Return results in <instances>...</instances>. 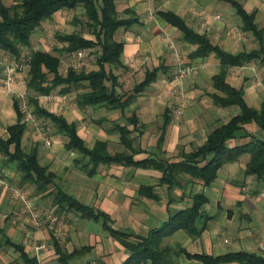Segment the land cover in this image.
I'll return each instance as SVG.
<instances>
[{
	"label": "crops",
	"instance_id": "crops-1",
	"mask_svg": "<svg viewBox=\"0 0 264 264\" xmlns=\"http://www.w3.org/2000/svg\"><path fill=\"white\" fill-rule=\"evenodd\" d=\"M1 1L9 7L15 0ZM235 1L247 13L255 11L254 23L259 29L264 28V0ZM115 4L119 18L138 20L128 29H119L114 36L116 41L124 43L122 68L113 70L117 76V93L131 94L144 80L146 72L158 68L156 81L136 96L122 113L101 107L80 108L78 90L64 96L39 97L38 104L67 122L75 123L77 134L86 147L92 148L96 141L105 142L111 155L125 151L115 126L131 129L126 118L134 115L138 130L132 132L130 138L132 148L138 153L135 159L150 155L154 159L178 161L183 154L201 146L214 127L237 114L231 111L232 107L220 108L212 102L211 94L216 91L211 86V78L219 72L215 57L191 59L189 55L196 47L186 43L180 31L166 24L156 13L169 11L176 14L195 33L206 35L212 44L232 54L257 50L258 41L251 33L241 30L240 17L223 1L115 0ZM82 13L81 8L59 11L46 22L54 26L66 23L74 32L78 31L75 25L80 24L76 14ZM82 18L85 22V17ZM36 34L37 31L32 36ZM81 34L85 39L94 40L86 26ZM84 50L87 55L78 57ZM84 50L67 57L82 61L94 54L95 63L97 49ZM188 68L193 77L192 74L174 75ZM96 69L95 64L89 71ZM258 75L262 77L259 83L256 81ZM226 82L241 90L249 107L260 109L264 106V67L258 61L230 68ZM110 91L108 84L107 92ZM72 93L76 94L74 104L68 102ZM14 100L0 93V136L4 138L6 127L17 121ZM181 102L184 106L181 119H175L172 106ZM166 115L169 124L163 141L158 143ZM36 119L33 116L25 122L24 151L29 152L37 145L38 161L54 174V187L92 208L94 213L106 215L108 229L146 238L151 230L161 227L171 216L190 206L194 194L202 193L208 202L200 210L203 218L199 223L204 222L205 229L198 237L178 230L163 238L161 247L181 248L189 254L218 256L244 251L264 257V179L256 181L252 176H245L248 155L223 164L216 180L208 187L189 176L181 187H169L159 184L161 175L157 171L116 164L100 166L96 174L88 176L82 168L87 160L76 152L67 151L64 147L66 138L56 133L50 121L41 119L47 125V138H43L44 130H39L41 127ZM244 128L254 138L264 141V131L255 124ZM247 141L234 139L228 145L232 147ZM19 179L15 164L6 162L0 154V264L20 261L19 253L8 243L22 246L27 257L37 264H59L52 237L65 252L78 251L66 264H121L130 255V251L110 235L102 218L86 220L75 211L60 210L47 195L51 189L39 193L34 185L20 186ZM140 187H151L150 193L157 199H150L149 192L140 191ZM86 224L96 229L87 231ZM173 262L201 264L179 253L173 257Z\"/></svg>",
	"mask_w": 264,
	"mask_h": 264
},
{
	"label": "trees",
	"instance_id": "trees-1",
	"mask_svg": "<svg viewBox=\"0 0 264 264\" xmlns=\"http://www.w3.org/2000/svg\"><path fill=\"white\" fill-rule=\"evenodd\" d=\"M228 3L240 17L241 30L251 33L258 41V49L250 52L232 54L221 50L211 43L206 35H200L191 30L176 14L169 11H159L157 16L182 34V39L195 46L189 55L191 59L204 58L213 55L219 63V72L211 78V86L216 93L211 94L212 102L220 108L236 107L239 112L226 123L217 125L207 135L205 142L187 154H183L178 161L154 159L150 155L141 160H136L138 154L131 145L130 134L138 130L137 120L134 115L126 118L127 126L116 125L120 134V142L125 151L111 155L107 151L105 142L96 141L92 148L86 147L79 137L75 123L67 122L63 117L57 116L41 108L38 104L39 97H49L52 94L68 95L80 86L86 91L77 95L80 108L101 107L108 111L119 110L121 113L129 103L146 87L156 81L159 69L148 71L144 80L136 85L131 94H118L115 87L117 76L113 70L122 68L121 56L124 43L116 41L114 36L119 29H128L137 23L134 17L119 18L116 11L115 0H15L9 7L0 0V52L7 54L15 61L21 59V49L30 46L32 35L41 28L42 24L51 20L59 11L83 10L85 26L94 36L88 40L83 35L74 31L69 34H56V41L61 44L54 56L42 50H30L26 57L27 79L25 87L35 96L28 98L32 115L37 119L50 121L56 133L66 138L64 147L67 151L76 152L87 161L82 168L88 176L97 173L100 166L116 164L123 167L154 170L160 173L159 184L181 187L180 179L189 176L191 179L208 187L217 178L218 170L225 163H233L241 156L248 155L249 160L245 166V176H252L256 181L264 179V141L254 138L245 131V126L255 124L264 131V106L260 109L249 107L243 99L240 89H236L226 82L230 68L241 67L252 61H258L264 67V28L259 29L254 23L255 11L247 13L242 5L235 0H218ZM97 49L96 70L77 71L68 67L66 73H60L61 55L71 56L80 50ZM0 70V80L2 79ZM108 84L111 87L107 92ZM13 108L17 121L5 129L6 137L0 136V154L6 162L14 163L20 177L19 185H34L37 192H48L52 203L60 210L75 211L82 219H103L104 227L122 246L130 251V255L121 264H174L173 257L184 254L189 260L199 261L201 264H264V257L248 253L236 252L218 256L206 254H189L184 249L176 250L161 247L163 238L171 236L181 230L191 237H198L205 229V223H199L203 218L200 211L208 202L202 193L192 196L191 205L181 209L171 216L159 228L150 231L148 237L142 238L128 232H117L108 229V217L103 213H94L92 208L80 204L78 201L65 195L54 187V174L47 167L41 166L38 161L37 145L29 152L22 147V138L26 131L25 113L21 110L18 101H13ZM167 116V115H166ZM169 124V116L163 120L161 135L158 143L163 141L165 129ZM234 139H248L247 142L230 147L228 142ZM151 187H140V191H148V197L156 200L157 197L150 193ZM53 247L59 264H66L67 260L78 251L67 253L61 249L58 240L52 237ZM18 253L20 261L15 264H37L34 259H29L22 246L12 245ZM91 264V263H86Z\"/></svg>",
	"mask_w": 264,
	"mask_h": 264
},
{
	"label": "rangeland",
	"instance_id": "rangeland-1",
	"mask_svg": "<svg viewBox=\"0 0 264 264\" xmlns=\"http://www.w3.org/2000/svg\"><path fill=\"white\" fill-rule=\"evenodd\" d=\"M76 15H77V18L78 17L82 18V15H80V16L78 14H76ZM80 18L78 20L80 22V24L77 26L75 25V27L78 28L79 32L83 33V30L85 28V22H84L83 18L82 19H80ZM71 32H73L71 29V26L67 25L66 23L60 24V25H58V23H57L54 26L52 23L44 22L42 24L41 28L37 30V34L32 36V38L30 40V46L28 48H22L21 49V59L19 61H15L13 58H10L7 54L0 52V70L2 73V77L5 76L7 69H9L12 71L11 77L13 78V85L10 88V91H8V92L5 90L2 80H0V93L3 96L8 97L9 99L10 98L16 99L19 102L21 110L25 113V117L29 116V121L33 119V115H32L31 107L29 106L28 98L30 96H35V94L33 92L27 90L25 87V83H26V79H27V71H28V68H27L26 62H25L26 57L29 55L30 50H42L45 52H49L50 54H52L54 56H59V54L54 51V48H60L61 44H59L56 41L55 35L57 33L66 34V33H71ZM60 59H61V65H60L59 71L63 75L66 73V70L68 67H73L77 71H80V70L89 71L95 65V63L93 62V60L95 59L94 54H92L91 57H87L82 61H76L75 59L71 60L66 55H61ZM182 70L183 69H181L180 71H182ZM191 74H192V72L188 73V75H191ZM174 75L177 77H180L182 75H187V74H184L182 72L180 73L178 71ZM191 76L193 77V74ZM262 77H263V74H262ZM187 78L190 79L191 77L188 76ZM78 91H79L78 93L76 92L77 95L83 91H86V89L84 86H80L78 88ZM76 94L72 93L70 95V97H72V99L70 101H68L69 103L74 104ZM54 95H56V94H54ZM181 95L179 96L180 98H181ZM56 97H58V96H56ZM46 101H49V100H46ZM182 104L183 103L181 102L178 105H176V104L173 105L172 106L173 110L176 111L177 109H181L183 111L184 106H182ZM231 111H234L235 114H238V112H239V110L236 107H232ZM179 118L181 119V116ZM36 122H38V124L41 127L39 130L40 131L44 130L42 137L44 136L43 138L46 139L47 137H45V136H47V125H44L41 122V119L40 120L36 119ZM40 133H42V132H40ZM40 149H41V147H39V150ZM188 178L189 177L184 176L183 178L180 179V182L184 185L186 183V179H188ZM84 227H86L87 231L95 228L92 226L89 227L88 224H86Z\"/></svg>",
	"mask_w": 264,
	"mask_h": 264
},
{
	"label": "built area",
	"instance_id": "built-area-1",
	"mask_svg": "<svg viewBox=\"0 0 264 264\" xmlns=\"http://www.w3.org/2000/svg\"><path fill=\"white\" fill-rule=\"evenodd\" d=\"M87 55V51H80L78 53V57H85ZM191 69H183L182 71H179L180 73H184V74H188L190 73ZM2 82H3V85H4V88L5 90L8 92L10 91V86L12 85L13 83V78L11 77V70L7 69V72L5 74V76L1 79ZM256 81L257 83L261 82V77L258 75L256 77ZM182 115V110L181 109H177L175 112H174V116H175V119H178L180 116ZM25 122H28L29 121V116L25 117ZM47 145H49V143L47 142L46 143Z\"/></svg>",
	"mask_w": 264,
	"mask_h": 264
}]
</instances>
